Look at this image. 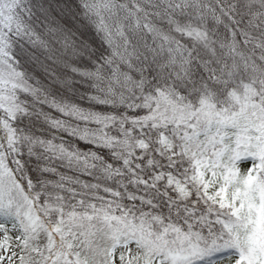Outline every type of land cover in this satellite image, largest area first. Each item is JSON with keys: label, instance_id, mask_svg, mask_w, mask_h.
Wrapping results in <instances>:
<instances>
[{"label": "snow or ice", "instance_id": "obj_1", "mask_svg": "<svg viewBox=\"0 0 264 264\" xmlns=\"http://www.w3.org/2000/svg\"><path fill=\"white\" fill-rule=\"evenodd\" d=\"M0 264H264V0H0Z\"/></svg>", "mask_w": 264, "mask_h": 264}]
</instances>
